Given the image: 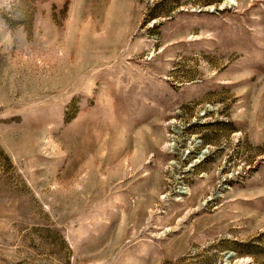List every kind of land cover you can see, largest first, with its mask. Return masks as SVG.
I'll use <instances>...</instances> for the list:
<instances>
[{
	"label": "rangeland",
	"instance_id": "rangeland-1",
	"mask_svg": "<svg viewBox=\"0 0 264 264\" xmlns=\"http://www.w3.org/2000/svg\"><path fill=\"white\" fill-rule=\"evenodd\" d=\"M0 264H264V0H0Z\"/></svg>",
	"mask_w": 264,
	"mask_h": 264
}]
</instances>
